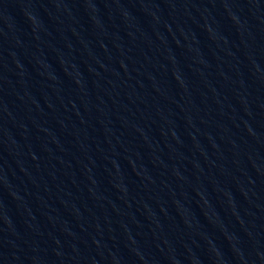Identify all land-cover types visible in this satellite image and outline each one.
I'll return each mask as SVG.
<instances>
[{
  "label": "water",
  "instance_id": "water-1",
  "mask_svg": "<svg viewBox=\"0 0 264 264\" xmlns=\"http://www.w3.org/2000/svg\"><path fill=\"white\" fill-rule=\"evenodd\" d=\"M0 264H264V0H0Z\"/></svg>",
  "mask_w": 264,
  "mask_h": 264
}]
</instances>
